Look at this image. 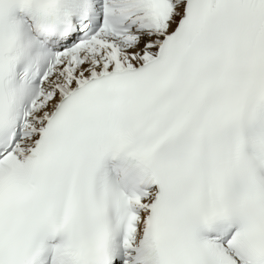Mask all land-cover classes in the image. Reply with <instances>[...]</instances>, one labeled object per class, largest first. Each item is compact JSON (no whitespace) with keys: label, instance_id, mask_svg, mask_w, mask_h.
Listing matches in <instances>:
<instances>
[{"label":"snow or ice","instance_id":"1","mask_svg":"<svg viewBox=\"0 0 264 264\" xmlns=\"http://www.w3.org/2000/svg\"><path fill=\"white\" fill-rule=\"evenodd\" d=\"M0 264H264V0H0Z\"/></svg>","mask_w":264,"mask_h":264}]
</instances>
